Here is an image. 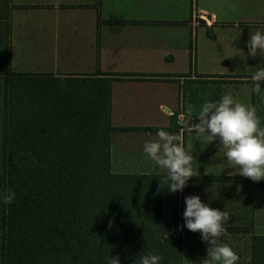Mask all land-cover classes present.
<instances>
[{
    "label": "crops",
    "instance_id": "obj_1",
    "mask_svg": "<svg viewBox=\"0 0 264 264\" xmlns=\"http://www.w3.org/2000/svg\"><path fill=\"white\" fill-rule=\"evenodd\" d=\"M9 11L11 33L14 25L31 22L33 45L60 60L38 73L117 78L111 86L112 172L165 175L143 146L161 129L181 138L196 176L182 191L162 189V221L175 225L182 264L207 258L201 234L183 227L190 195L229 213L219 242L233 248L238 264H248L251 237L264 235V180L235 174L219 140L189 133L184 116L191 107L196 122L203 103L230 92L256 108L264 128V82L257 93L250 79L264 67V53L253 58L247 47L251 34H264V0H11Z\"/></svg>",
    "mask_w": 264,
    "mask_h": 264
},
{
    "label": "trees",
    "instance_id": "obj_2",
    "mask_svg": "<svg viewBox=\"0 0 264 264\" xmlns=\"http://www.w3.org/2000/svg\"><path fill=\"white\" fill-rule=\"evenodd\" d=\"M10 5L0 0L2 166L4 192L15 199L2 202L0 264H108L117 238L125 251L119 264L149 253L160 264H182L175 225L162 221L164 175L110 170L117 78L9 75ZM250 264H264V235L251 237Z\"/></svg>",
    "mask_w": 264,
    "mask_h": 264
},
{
    "label": "clouds",
    "instance_id": "obj_3",
    "mask_svg": "<svg viewBox=\"0 0 264 264\" xmlns=\"http://www.w3.org/2000/svg\"><path fill=\"white\" fill-rule=\"evenodd\" d=\"M247 47L248 55L253 58L258 52L264 53V34L259 30L251 34ZM250 79L254 85L253 91L259 93L261 82H264V67L252 73ZM184 124L189 133L194 131L198 137L207 135L210 143L219 140L225 149L229 168L237 169L235 174L254 182L264 180V128L260 127L254 106L236 101L229 92L218 102L203 103L196 115V122H193L189 107ZM143 152L156 166L166 170V174L160 178L161 189L167 186L170 193L182 191L188 180L196 176L192 167L193 156L186 152L180 137L167 131L159 130L157 139L144 144ZM0 199L4 204H12L15 193L7 190L0 193ZM184 202L183 227L191 232H199L202 241L208 244L207 258L201 264H238L240 257L233 248L219 242L227 232L224 225L230 220L229 213L209 207L196 195L186 196ZM161 260V256L149 253L139 257V264H160ZM246 260L250 264L251 257ZM108 264H119V257L109 258Z\"/></svg>",
    "mask_w": 264,
    "mask_h": 264
},
{
    "label": "rangeland",
    "instance_id": "obj_4",
    "mask_svg": "<svg viewBox=\"0 0 264 264\" xmlns=\"http://www.w3.org/2000/svg\"><path fill=\"white\" fill-rule=\"evenodd\" d=\"M253 18L255 17H247V20H253ZM32 30L33 24L31 22H28L24 26H13L10 48V61L12 68L9 67V75L14 72L38 73L40 71H50L53 66L60 63V60H56L54 55L51 53V51L48 50V48H43L40 52L37 50L38 48H36V46H34L32 43ZM6 78L7 75H0V193H4L5 186L2 166V123L4 114V84ZM2 208V199H0V218L2 214ZM113 231L115 232V234H117L114 227ZM118 239L119 238L116 239V242L113 245L115 248V253L123 259L125 256V251L121 240ZM123 264H126L125 260H123Z\"/></svg>",
    "mask_w": 264,
    "mask_h": 264
},
{
    "label": "built area",
    "instance_id": "obj_5",
    "mask_svg": "<svg viewBox=\"0 0 264 264\" xmlns=\"http://www.w3.org/2000/svg\"><path fill=\"white\" fill-rule=\"evenodd\" d=\"M176 235V234H175Z\"/></svg>",
    "mask_w": 264,
    "mask_h": 264
}]
</instances>
